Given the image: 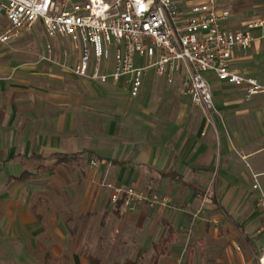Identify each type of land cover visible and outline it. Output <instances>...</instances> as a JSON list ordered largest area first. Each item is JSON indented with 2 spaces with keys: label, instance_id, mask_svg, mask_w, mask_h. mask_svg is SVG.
Segmentation results:
<instances>
[{
  "label": "crops",
  "instance_id": "obj_1",
  "mask_svg": "<svg viewBox=\"0 0 264 264\" xmlns=\"http://www.w3.org/2000/svg\"><path fill=\"white\" fill-rule=\"evenodd\" d=\"M178 1L189 5L203 0ZM217 1L231 14L225 24L230 30L264 19V0ZM253 37L245 52H233L231 68L264 87V28L254 30ZM52 42L50 55L44 49L31 62L5 64L0 59V153L10 155L1 159L0 174L12 164L50 158L54 166L89 168L88 178L101 192L93 197L105 200L101 227L104 217L107 223L112 218L123 222L127 214L117 210L104 186L142 191L151 182L156 198L176 207L148 212V220L156 223L159 217L161 232L138 226L124 231L107 223L94 231L83 225L71 242L70 264H104L98 254L126 233L130 242L121 248H129L131 257L124 264H139L149 250L148 264L153 245L166 237L168 228L172 242L158 264H258L264 249V213L255 203L264 196V94L245 100L240 89L208 74L214 111L204 113L185 94L182 75L168 84L149 71L132 99L126 78L101 84L77 77L72 70L80 61L79 51L69 41ZM110 71L108 63L103 73ZM75 154H82L79 161L56 163L57 155ZM91 163L98 164L96 171ZM24 173L31 178L18 181ZM32 178L23 170L8 175L7 181L24 184ZM194 218L204 221L191 228ZM27 230L35 239L45 238L35 223ZM53 234L63 243L69 231L60 228ZM145 235L151 240L149 249L139 243Z\"/></svg>",
  "mask_w": 264,
  "mask_h": 264
},
{
  "label": "built area",
  "instance_id": "obj_2",
  "mask_svg": "<svg viewBox=\"0 0 264 264\" xmlns=\"http://www.w3.org/2000/svg\"><path fill=\"white\" fill-rule=\"evenodd\" d=\"M230 18L217 0L189 5L178 0H0V45L40 26L48 40L69 41L79 51L72 70L77 77L101 84L126 78L133 99L149 71L168 84L182 75L192 105L209 113L214 106L208 74L240 89L245 100L264 94L256 79L231 68L233 52L252 45L253 31L264 28V19L233 31L225 26ZM52 50L47 42L45 51L50 55ZM108 63L111 71L104 74ZM121 198L125 210L141 200L164 209L169 205L167 199L152 200L133 188L115 190L111 202ZM257 207L264 213V196ZM258 264H264V249Z\"/></svg>",
  "mask_w": 264,
  "mask_h": 264
},
{
  "label": "rangeland",
  "instance_id": "obj_3",
  "mask_svg": "<svg viewBox=\"0 0 264 264\" xmlns=\"http://www.w3.org/2000/svg\"><path fill=\"white\" fill-rule=\"evenodd\" d=\"M47 42L54 45L51 40L46 38L42 28L37 26L31 33L0 45V59L5 64L34 61V57L45 49ZM62 44L70 50L67 43ZM8 156L10 155L0 153V161ZM53 163L54 158L45 159L38 163L12 164L8 166L9 170L0 174V264H70L68 253L73 251L70 245L73 240L80 236L78 235L79 229L86 224L88 230L96 231L101 227L100 217L102 211L105 210L103 208L105 200L101 202L99 198L93 197L99 193V190L97 184L88 178L90 169L79 165L54 166ZM89 167L96 171L98 164L91 163ZM23 170L33 174L31 182L17 184L7 181L8 175L17 174ZM104 187L109 192L110 201L115 190H127L126 187L119 189L110 186ZM148 187H150L149 190ZM256 188L258 190V187ZM138 192L144 193L147 198L152 200L153 197L157 196L151 182H145L142 185V191ZM106 205L108 206V204ZM107 206L106 209H108ZM168 206L176 209L171 202ZM155 208L163 209L158 204L141 200L134 203L130 210L122 208L123 214L127 213L123 222L112 218L113 223H107L106 217H104V224L107 223L112 229L122 228L124 231L138 226L146 231L150 228H157L161 232L163 229L159 224V217L156 223L152 218L151 220L146 219L148 212ZM209 215L206 216L204 213L205 219L210 220ZM197 219L194 218L193 222L189 223L191 228H194L198 222L204 221ZM33 223L41 228L45 238L35 239L30 236L31 234L25 233L28 231V226ZM105 225L101 228H104ZM208 225L209 223H207ZM60 228L69 231L67 242L62 243L59 238L54 236L53 233ZM126 234V236L116 239V241L119 240L118 244L115 241L116 245L108 246L109 250L101 251L98 254L104 264H124V260L126 261L127 258L131 257L129 248H121L123 245H129L131 234ZM158 235L155 234V237ZM146 237L145 235L139 243L142 247L149 249L151 240H147ZM68 247L70 248L66 249ZM80 250L85 254L88 252L86 248ZM148 251L144 252L142 260L138 261L139 264L147 263ZM185 255V251L180 255L181 262H183Z\"/></svg>",
  "mask_w": 264,
  "mask_h": 264
},
{
  "label": "trees",
  "instance_id": "obj_4",
  "mask_svg": "<svg viewBox=\"0 0 264 264\" xmlns=\"http://www.w3.org/2000/svg\"><path fill=\"white\" fill-rule=\"evenodd\" d=\"M81 155L82 154L57 155L56 163H58V164H70L72 162L79 161V158L81 157ZM30 178H31L30 173H24L17 180L18 181H24V180H28ZM173 180H177L178 182H180V178L177 177L176 175L173 176ZM182 184H184L188 187H192V189H194L195 191L199 190L198 188H195L194 186H192L190 184H186V183H182ZM123 204H124V200H123V198H121L115 203V207L117 208V210H120L123 207ZM172 237H173V232L170 228H168V233H167L166 237L153 245V254H152L151 259H150L148 264H158L160 258L162 256H164V254L166 253V249H167L168 244L170 242H172ZM90 258H92V260L94 259L93 257H90ZM127 264H134V263L128 262Z\"/></svg>",
  "mask_w": 264,
  "mask_h": 264
}]
</instances>
